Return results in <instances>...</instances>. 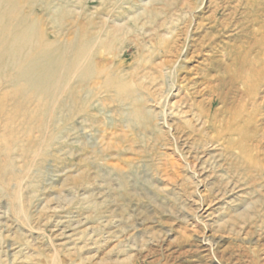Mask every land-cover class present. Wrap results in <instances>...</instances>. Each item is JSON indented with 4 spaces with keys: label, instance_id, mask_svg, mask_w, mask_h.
<instances>
[{
    "label": "rangeland",
    "instance_id": "obj_1",
    "mask_svg": "<svg viewBox=\"0 0 264 264\" xmlns=\"http://www.w3.org/2000/svg\"><path fill=\"white\" fill-rule=\"evenodd\" d=\"M48 1L16 0L18 13L48 42L88 39L95 68L73 67L53 108L37 97L0 102V264H264V104L243 112L255 116L246 157L197 118L202 106L221 119L242 109V90L218 80L233 48L252 42L246 1ZM8 74L2 97L14 90ZM212 84L226 103L209 100ZM70 87L76 107L65 110ZM143 108L155 111L149 125Z\"/></svg>",
    "mask_w": 264,
    "mask_h": 264
},
{
    "label": "bare ground",
    "instance_id": "obj_2",
    "mask_svg": "<svg viewBox=\"0 0 264 264\" xmlns=\"http://www.w3.org/2000/svg\"><path fill=\"white\" fill-rule=\"evenodd\" d=\"M28 1V0H27ZM31 1V0H30ZM40 1V0H38ZM48 1V0H47ZM246 1V6L249 9V12L252 13L253 12V16H251L250 18V22L253 24L254 30L252 33V42H250L248 44V48L244 47V46H239V47H234L233 52L231 54V58H232V63L228 64L226 66V69L224 71V76L222 78H220L218 81H220L221 84H225L226 83V79L228 80L227 83H229L232 86H235L238 90H242V97L243 100L241 98L242 101H244L242 103L241 101V108L239 112H235L233 113V117L225 119V118H219L218 115H220L218 113V115L214 112L212 113L211 111H208L205 109V107H201L200 109V113L197 114V118H204L205 121L203 124H205L206 122L209 123V126L212 127V130L214 131V140L218 141V140H224L227 138V142L230 143V148L234 147L235 145L239 148L240 153L246 157L248 155V151H249V140L250 138V134L248 131V127L251 125V123H253L255 121V116L253 115H249V113H247V118H244L243 112H247L246 109H248V102L252 101L251 104L253 103V106H255V111L254 113L256 114L257 111H259L260 106H262L261 104H264V0H244ZM49 2V1H48ZM23 4V2H21ZM30 3V2H29ZM25 4L26 0H25ZM17 2L16 0H0V76H4L3 74L9 73L8 75H11V83L13 85V91L9 92L11 90H9L8 92L5 91L6 93H4L3 97L2 95L0 96V102L3 104V102L7 99H10V101L12 100V102L15 100V97L17 98V96L21 97V98H26L25 101L29 100L27 99L28 97H37L39 102L43 101L44 103L46 102V105H48L49 107L53 108V105L55 104L54 101L52 103V100L56 99L54 98L55 95L63 88L66 87V89L68 88V86L70 85L68 82L70 81V77L72 72V69H74L73 67H77L79 68L80 65L83 66V68L85 69V71L88 70H92L94 66L91 67V65H95V62L93 64H90L86 59V52L88 51V49L86 48V43L88 41H84L86 42L85 44L82 42L81 44L78 43L76 40L72 41H63L62 43L57 42V39L52 40L54 42H48L47 38L44 36L43 33H40V28L37 29L36 27V20L34 21H30L28 20V17L25 15V12L22 14L18 13V8H17ZM47 5V4H45ZM64 5V4H63ZM68 5V4H67ZM65 5V6H67ZM64 6V7H65ZM31 7V6H30ZM62 7V6H61ZM33 8V7H32ZM66 8V7H65ZM246 8V9H247ZM59 8H57L58 10ZM83 9V8H82ZM24 10V9H23ZM32 10V9H31ZM62 10V8L60 9ZM31 12V11H30ZM18 13V14H17ZM72 13V12H71ZM33 14V12H32ZM73 14V13H72ZM31 15V13H30ZM37 16V15H36ZM35 17V16H34ZM249 17V16H248ZM35 19V18H34ZM38 19V16L37 18ZM41 19V18H40ZM248 19V18H247ZM42 21V19L40 20ZM78 22V21H77ZM76 22V23H77ZM44 24V22H41ZM77 25V24H76ZM42 26V24L40 25ZM44 26V25H43ZM7 30L9 31V34L7 33ZM43 31V30H42ZM41 31V32H42ZM77 33V32H76ZM8 34V35H7ZM3 35H6V43L3 40ZM80 35V34H77ZM86 37L88 34H85ZM79 37V36H78ZM85 38V37H84ZM83 38V39H84ZM68 39V38H67ZM73 39V38H72ZM79 39V38H77ZM82 39V40H83ZM86 40V39H85ZM51 41V40H49ZM79 41V40H78ZM92 41V40H91ZM91 47V46H90ZM90 51V50H89ZM168 53L171 52V50H167ZM34 52V53H31ZM31 53V55H29ZM92 53V52H91ZM33 54V55H32ZM89 54V53H88ZM94 55V54H93ZM92 56V55H91ZM97 56V55H96ZM95 56V57H96ZM93 57V56H92ZM94 57V58H95ZM91 58V57H90ZM99 59V58H98ZM169 59V58H167ZM93 60V58L91 59ZM90 60V61H91ZM102 60V59H101ZM148 60V59H147ZM151 60V57H150ZM165 60V59H164ZM168 60L167 62L169 63ZM166 62V61H165ZM110 63V62H109ZM108 63V64H109ZM86 64V65H85ZM112 64V63H111ZM162 64V63H160ZM102 65V64H101ZM156 65V64H155ZM165 66V64H163ZM85 66V67H84ZM106 66V65H105ZM110 66V65H109ZM163 66V67H164ZM167 66V64H166ZM165 66V67H166ZM106 66V70H107ZM140 67V66H139ZM138 67V68H139ZM160 67V66H159ZM77 68L74 72L77 71ZM82 68V67H81ZM80 68V69H81ZM82 68V70H84ZM95 68V67H94ZM98 68V66H97ZM152 68V67H151ZM79 69V70H80ZM103 69V73L104 68L102 66ZM161 69V67H160ZM165 69V68H164ZM94 70V69H93ZM96 70V69H95ZM101 70V69H100ZM138 70V69H135ZM167 70V68H166ZM71 72V73H70ZM92 72H96V71H92ZM91 72V73H92ZM107 72V71H106ZM165 72V71H163ZM167 72V71H166ZM79 73V72H78ZM78 73L75 74L79 75ZM88 73V72H87ZM86 73V74H87ZM102 73V74H103ZM122 73V72H121ZM82 74V73H81ZM80 74V75H81ZM85 74V73H84ZM99 74V73H98ZM97 74V75H98ZM99 75V76H102ZM110 74V73H109ZM136 74V73H134ZM152 74V73H149ZM92 75V74H91ZM96 75V76H97ZM108 75V74H107ZM125 75V74H124ZM146 75V74H145ZM7 76V74H6ZM74 76V77H75ZM83 76V75H82ZM85 76L84 75V79ZM121 77L123 76L122 74L120 75ZM141 76V75H138ZM152 76V75H151ZM162 76V75H161ZM69 77V78H68ZM81 77V76H80ZM78 77V78H80ZM109 77V76H107ZM106 77V78H107ZM112 77V76H111ZM116 77V76H115ZM118 77V76H117ZM145 77V76H143ZM149 77V75H148ZM159 77V76H158ZM5 78V76H4ZM77 78V77H76ZM77 78V79H78ZM103 78V77H102ZM114 78V77H113ZM112 78V79H113ZM125 78V77H124ZM147 78V77H146ZM164 78V77H163ZM162 78V80H164ZM7 79V78H6ZM67 79H69V81H67ZM76 79V80H77ZM82 80V77L80 78ZM105 79V77H104ZM111 78H109L110 80ZM115 79V78H114ZM113 79V81H114ZM127 79V78H126ZM125 79V80H126ZM3 80V79H2ZM9 80V79H8ZM108 80V81H109ZM119 80V78L117 79ZM121 80L123 81V79L121 78ZM155 80V79H154ZM80 81V80H79ZM84 81V80H83ZM112 81V80H111ZM159 81V80H158ZM157 81V82H158ZM2 82V81H1ZM0 82V83H1ZM7 82V81H6ZM4 82V83H6ZM81 82V81H80ZM104 82V81H103ZM117 82V81H115ZM143 82V81H142ZM153 82V81H152ZM156 82V83H157ZM163 82V81H162ZM3 83V82H2ZM9 83V81L7 82ZM110 83V82H108ZM113 83V82H112ZM111 83V84H112ZM119 83V82H117ZM116 83V84H117ZM124 83V82H123ZM128 83V81H127ZM160 83V82H159ZM166 83V82H165ZM108 84V85H111ZM115 84V83H114ZM115 84V85H116ZM128 84H131L130 82ZM127 84V86H128ZM137 84V83H136ZM136 84H134L136 86ZM145 84V83H144ZM161 84V83H160ZM159 84V85H160ZM79 85V84H77ZM76 85V86H77ZM114 85V86H115ZM119 86H121V84H118ZM124 85V84H123ZM158 85V84H155ZM113 86V87H114ZM126 86V85H125ZM133 86V85H132ZM146 86V84H145ZM167 86V85H166ZM11 87V86H10ZM79 87V86H77ZM109 87V86H108ZM117 87V86H116ZM115 87V88H116ZM122 87V86H121ZM160 87V86H159ZM173 87V86H172ZM106 88V87H105ZM112 88V86H111ZM128 88V87H127ZM134 88V87H133ZM138 89V87H135ZM144 88V87H143ZM148 87H146L147 89ZM167 88V87H166ZM209 88L212 90L211 93H213L212 95H214L212 98H210L209 100L211 102L215 101V97L217 96L218 99H222V101H224L225 97L223 95H228L227 93L223 92L222 89L220 88H216V86L214 84L209 85ZM11 89V88H10ZM76 89V87H75ZM120 88L118 87V90ZM145 89V90H146ZM172 89V88H171ZM1 90V89H0ZM5 90V89H2ZM1 90V91H2ZM7 90V89H6ZM83 89H80V91ZM88 90V89H87ZM121 90V89H120ZM125 90V87H122V91ZM147 92H150L149 89H147ZM74 88H69V97L70 98L68 101V103H66L65 101L62 104V107L65 110H68V104H74L75 106V99L72 98L76 97L74 94L75 91ZM110 91V90H109ZM128 91V90H127ZM130 91V89H129ZM136 91V90H135ZM134 91V92H135ZM157 91V90H156ZM62 92V91H61ZM85 92V91H84ZM94 92V90L92 91V93ZM121 92V91H118ZM125 92V91H124ZM153 92V91H152ZM151 92V93H152ZM158 92V91H157ZM165 92V91H164ZM167 92V91H166ZM220 92V93H219ZM2 93V92H1ZM63 93V92H62ZM61 93V94H62ZM129 93V92H128ZM132 93V92H131ZM129 93V94H131ZM143 93V92H142ZM156 92H154V95ZM160 93V92H159ZM94 94V93H93ZM124 94V93H122ZM127 94V93H126ZM125 94V95H126ZM127 94V95H129ZM146 94V93H145ZM177 94V93H176ZM187 94V93H186ZM262 94V95H261ZM58 95H60V93L57 94L56 97H58ZM91 92L87 91L85 96H88V98L90 97ZM137 95V93L135 94ZM151 95V94H149ZM158 95V94H157ZM181 95V94H180ZM211 95V94H210ZM241 95V94H240ZM10 96V98H9ZM13 96V97H12ZM65 96V95H64ZM82 96V95H79ZM121 96V95H120ZM123 96V95H122ZM153 96V95H152ZM152 96H150L151 98H153ZM161 97V95H159ZM179 96V95H178ZM94 97V96H93ZM96 97V95H95ZM127 97V96H126ZM135 97V96H134ZM141 97V96H140ZM139 97V98H140ZM180 97V96H179ZM5 98V99H3ZM83 98V97H82ZM91 98V97H90ZM121 98V97H120ZM146 98V97H145ZM208 98V97H207ZM229 98V96H227V99ZM258 98L262 99L261 101H258ZM18 99V98H17ZM22 99V100H23ZM67 99V96H66ZM78 99V98H77ZM85 100L82 101V103H85L86 101V97L84 98ZM119 99V98H118ZM117 99V100H118ZM129 99V97H128ZM127 99V100H128ZM134 99V98H133ZM141 99V98H140ZM149 99V98H148ZM161 99V98H160ZM225 100L224 103H226ZM21 100V99H20ZM19 100V101H20ZM32 100V98H31ZM31 100H29L30 102H32ZM90 100V99H89ZM89 100L87 101L89 103ZM98 100V99H97ZM124 100V97H123ZM136 100V99H134ZM145 100V99H144ZM153 100V99H151ZM155 100H158L155 97ZM180 99L174 101L173 103H171L172 108L175 107V105L178 108L177 101H179ZM239 100V99H238ZM17 101V100H16ZM61 101V100H60ZM116 101V100H115ZM121 101V100H119ZM129 101V100H128ZM131 101V100H130ZM146 101H148L146 99ZM150 101V100H149ZM162 101V100H161ZM172 101V100H171ZM11 102V103H12ZM21 102V101H20ZM99 102V101H98ZM139 102V101H138ZM169 102V101H168ZM183 102V101H182ZM197 102V101H196ZM6 103V102H5ZM10 103V104H11ZM16 105V102H14ZM23 103V102H22ZM37 103V102H36ZM65 103V104H64ZM78 103V102H77ZM131 103V102H130ZM240 103V102H239ZM238 103V105H239ZM250 103V102H249ZM259 103V104H258ZM7 104V103H6ZM19 104V103H18ZM35 104V102H34ZM42 104V103H41ZM40 104V105H41ZM59 104V103H58ZM79 104V103H78ZM86 104V103H85ZM83 104V105H85ZM119 104V103H118ZM127 104V103H126ZM138 105L142 104L140 102L137 103ZM169 104V103H168ZM167 104V105H168ZM182 104V103H181ZM184 104V103H183ZM182 104V105H183ZM197 104V103H196ZM202 104V103H200ZM198 104V105H200ZM250 104V105H251ZM258 104V105H256ZM39 105V103H38ZM77 105V104H76ZM99 105H103V104H99ZM123 105V104H120ZM133 105V103H132ZM204 105V104H203ZM226 105V104H224ZM223 105V106H224ZM230 105V104H227ZM1 107L3 105H0ZM37 106V105H35ZM60 106V105H58ZM79 106V105H78ZM77 106V107H78ZM86 106V105H85ZM88 106V105H87ZM129 106V105H128ZM131 106V105H130ZM137 106V105H136ZM168 106V107H169ZM239 106V107H240ZM252 106V107H253ZM264 106V105H263ZM0 107V108H1ZM42 107V106H41ZM44 107V106H43ZM48 107V108H49ZM72 107V106H71ZM76 107V106H75ZM74 107V109H75ZM81 107V106H80ZM84 107V106H83ZM89 107V106H88ZM104 107V106H103ZM124 107V106H123ZM164 107V106H163ZM199 107V106H198ZM226 107V106H225ZM229 108V106H227ZM227 107L225 109V111L227 110ZM238 107V106H237ZM4 108V106H3ZM35 108V107H34ZM40 108V107H39ZM39 108L37 110H39ZM57 108V107H56ZM55 108V109H56ZM59 108V107H58ZM61 108V109H63ZM100 108V107H99ZM108 108V106H107ZM138 108V107H137ZM182 108V107H181ZM189 108V106H188ZM195 108V107H194ZM231 108V107H230ZM45 108H41V110ZM73 109V108H72ZM81 110V108H79ZM122 109V108H121ZM146 110V119H148V125H149V121L153 122L155 120V111L151 108H143ZM148 109V110H147ZM174 109V108H173ZM184 109V108H183ZM187 109V108H186ZM190 109V108H189ZM223 109V107H222ZM233 109V108H232ZM237 109V108H236ZM239 109V108H238ZM36 110V108H35ZM43 110V111H44ZM49 111V109H47ZM84 110V109H83ZM89 110V109H88ZM92 110V109H91ZM98 110V109H97ZM109 110V109H108ZM124 110V109H122ZM129 110V108H128ZM125 113L128 115V117L130 119H135V107H133L132 110L128 111ZM177 110V109H176ZM176 110H173L174 113H176ZM198 110V109H197ZM221 110V109H220ZM220 110L218 112H220ZM231 110V109H228ZM242 110V112H241ZM4 111V109L1 110V112ZM7 111V110H6ZM34 111V110H33ZM31 111V112H33ZM59 111V110H58ZM62 111V110H61ZM64 111V110H63ZM75 111V110H72ZM77 111V109H76ZM75 111V113H76ZM79 111V110H78ZM86 111V110H85ZM83 111V112H85ZM99 111V110H98ZM188 111V109H187ZM217 111V110H216ZM253 111V110H252ZM0 112V113H1ZM36 112V111H35ZM40 112V111H39ZM42 112V111H41ZM51 112V110H50ZM54 112V111H53ZM60 112V111H59ZM65 112V111H64ZM110 112H112L110 110ZM161 114H163V111H160ZM166 112V111H165ZM168 112V111H167ZM183 112V113H182ZM224 112V111H223ZM260 112V111H259ZM10 114V112H8ZM37 113V112H36ZM55 113V112H54ZM54 113L52 114L53 117L55 116ZM57 113V112H56ZM61 113V112H60ZM73 113V112H72ZM79 113V112H78ZM77 113V114H78ZM81 113V112H80ZM121 113V111H120ZM179 113H186L185 109L184 111H182V109H180ZM191 114V112H189ZM227 113V112H226ZM229 113V112H228ZM1 114L4 115V113L2 112ZM31 114V113H30ZM64 114V113H63ZM69 114V112H68ZM67 114V115H68ZM76 114V115H77ZM101 114V112H100ZM105 114V113H103ZM123 114V115H125ZM159 114V113H158ZM172 114V113H171ZM178 115V113H176ZM231 114V113H230ZM229 114V115H230ZM254 114V115H255ZM262 114V113H261ZM8 115V114H7ZM32 115V114H31ZM61 115V114H60ZM59 115V116H60ZM66 114H64L65 116ZM71 114H69L68 117H70ZM75 115V114H74ZM73 115V116H74ZM181 115V114H180ZM193 115V114H192ZM198 115H200L198 117ZM222 115V114H221ZM227 115V114H226ZM260 115V114H259ZM6 116V115H5ZM4 116V117H5ZM35 116V114L33 115ZM37 116V115H36ZM35 116V117H36ZM43 116V115H42ZM63 116V117H64ZM122 116V115H121ZM166 116V115H165ZM195 116V115H194ZM46 117V116H45ZM52 117V116H51ZM50 117V121L51 118ZM67 117V119H68ZM126 117V116H125ZM175 117V116H174ZM191 117V116H190ZM38 118V117H37ZM44 118V117H43ZM42 118V120H43ZM62 118V117H61ZM84 118V117H83ZM127 118V117H126ZM194 118V117H193ZM196 118V119H197ZM242 118V123H240ZM63 119V118H62ZM66 119V120H67ZM99 119V118H98ZM166 119V118H165ZM169 119V118H168ZM41 119L39 121H42ZM54 120H56L54 118ZM100 120V119H99ZM188 120V119H187ZM8 121V120H7ZM57 121V120H56ZM65 121V120H64ZM96 121V120H95ZM94 121V123H95ZM128 121V120H127ZM133 121V120H131ZM167 121V120H166ZM200 121V120H199ZM54 122V121H53ZM62 122V121H61ZM66 122V121H65ZM64 122V123H65ZM98 122V121H97ZM190 122V121H189ZM188 122V124H189ZM56 122H54L55 124ZM162 123V122H161ZM169 123V122H168ZM201 123V122H200ZM42 124V123H39ZM165 124V122H164ZM167 124V123H166ZM255 124V123H254ZM43 125V124H42ZM202 125V124H201ZM37 126V125H36ZM41 125H39L38 127H40ZM152 126V125H150ZM191 126V125H190ZM154 129V127H152ZM195 128V127H194ZM150 129L154 132H156L155 130ZM205 129V128H204ZM159 130H161L159 128ZM147 131V130H145ZM203 131V129H202ZM114 132V131H113ZM159 132V131H158ZM207 132V131H206ZM59 133V132H58ZM112 133V132H111ZM145 133V132H144ZM161 133V131H160ZM146 134V133H145ZM155 134V133H154ZM163 134V131H162ZM238 135V141L235 142L234 139L232 138V135ZM10 135V134H9ZM45 135V134H44ZM59 135V134H58ZM164 135V134H163ZM153 136V135H152ZM156 136V135H155ZM159 136V135H158ZM229 136V137H228ZM2 137V136H1ZM42 137V135H41ZM46 137V136H45ZM48 138V137H46ZM159 138V137H158ZM42 139V138H41ZM213 140V141H214ZM211 141V140H210ZM48 142V141H47ZM226 142V141H225ZM218 143V142H217ZM236 147V148H237ZM226 148V146H225ZM9 149V148H8ZM11 149V148H10ZM13 151V149L11 150ZM43 151V150H42ZM231 151V150H230ZM167 161V160H166ZM260 217V227L262 229H264V211L260 212L259 215ZM209 240V239H208Z\"/></svg>",
    "mask_w": 264,
    "mask_h": 264
}]
</instances>
